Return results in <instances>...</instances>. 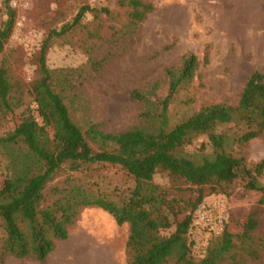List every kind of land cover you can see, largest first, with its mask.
<instances>
[{
    "label": "trees",
    "instance_id": "obj_1",
    "mask_svg": "<svg viewBox=\"0 0 264 264\" xmlns=\"http://www.w3.org/2000/svg\"><path fill=\"white\" fill-rule=\"evenodd\" d=\"M117 4L129 10L128 34L135 33L153 11L141 0H117ZM98 12L80 7L70 25L45 35L32 58L34 78L26 87L0 64V117L14 98L26 94L40 119L29 108L26 119L0 137V154L6 162L0 186V264L9 256L43 261L68 238L88 208L108 213L119 227L127 225L126 264H221L233 251L251 248L258 224L253 215L242 234L224 229L197 256L189 235L193 214L204 197L225 193L241 177L247 179L248 190H258L264 197V187L255 183L264 171V159L247 167L234 153L237 145L264 139V71L250 75L235 105L204 106L172 122L170 106L193 84L198 68L197 58L185 55L179 66L166 71L164 97L150 101L138 90L131 92V100L145 106L141 112L148 120L145 125L122 133L103 132L99 125L85 124L72 114L77 97L73 71L50 69L46 62L54 39L77 27L87 13ZM12 25L9 14L0 30V52ZM106 58L88 63L98 72ZM232 127L237 131L231 132ZM45 129L52 133V145L39 133ZM199 139L200 146L193 148ZM106 167L120 172L125 183L131 182L124 194L103 190L91 180ZM157 174L169 180L167 186L154 182ZM192 187L198 189L196 197Z\"/></svg>",
    "mask_w": 264,
    "mask_h": 264
},
{
    "label": "rangeland",
    "instance_id": "obj_2",
    "mask_svg": "<svg viewBox=\"0 0 264 264\" xmlns=\"http://www.w3.org/2000/svg\"><path fill=\"white\" fill-rule=\"evenodd\" d=\"M153 11L128 34L129 10L117 0H0V30L9 14L12 30L0 52V64L8 68L21 86L34 78L32 58L45 35L72 23L80 7L89 6L97 16L87 13L77 27L54 39L46 62L50 69L72 70L77 97L71 107L73 116L85 124H97L106 133L124 132L143 126L142 103L131 100L138 90L154 101L167 93L166 71L180 65L185 55L198 60L193 84L179 93L170 106L169 118L177 122L204 106H233L250 75L264 71V0H141ZM107 10L108 14L100 12ZM94 72L89 59L102 60ZM187 101V103H184ZM0 117V137L7 136L30 114L37 116L36 104L28 95L14 98ZM231 132H236L232 127ZM52 141L50 129L40 130ZM197 140L193 148L200 146ZM52 145V142H50ZM236 153L251 167L264 159V139L237 145ZM5 160L0 154V186ZM256 178L264 187V171ZM113 168L100 169L92 177L103 190L124 194L131 185ZM157 174L154 182L168 185ZM241 177L225 193L209 194L202 203L209 206L214 221H222L230 233L242 234L250 215L257 221L251 248L237 249L221 264H264V197L258 190L245 187ZM192 197L197 188L192 187ZM112 197H116L115 194ZM263 201L260 203V201ZM190 231L194 255L203 253L212 236L196 221ZM223 229V230H224ZM222 233V232H221ZM128 227H119L112 216L95 208L84 209L68 238L58 243L43 261L7 257L3 264H126L125 243ZM237 243V242H236Z\"/></svg>",
    "mask_w": 264,
    "mask_h": 264
},
{
    "label": "built area",
    "instance_id": "obj_3",
    "mask_svg": "<svg viewBox=\"0 0 264 264\" xmlns=\"http://www.w3.org/2000/svg\"><path fill=\"white\" fill-rule=\"evenodd\" d=\"M196 221L200 223L205 229H207L208 236L218 237L223 231L222 221H214L212 217V211L209 206L204 203H201L195 211Z\"/></svg>",
    "mask_w": 264,
    "mask_h": 264
}]
</instances>
